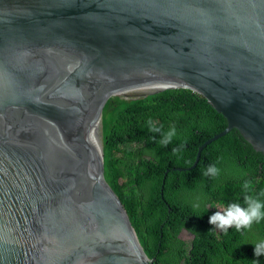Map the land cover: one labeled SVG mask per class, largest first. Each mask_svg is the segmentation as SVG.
Here are the masks:
<instances>
[{
	"label": "water",
	"instance_id": "water-1",
	"mask_svg": "<svg viewBox=\"0 0 264 264\" xmlns=\"http://www.w3.org/2000/svg\"><path fill=\"white\" fill-rule=\"evenodd\" d=\"M168 87L225 117L171 169L231 127L264 153V0H0V264H154L101 145Z\"/></svg>",
	"mask_w": 264,
	"mask_h": 264
},
{
	"label": "trees",
	"instance_id": "trees-1",
	"mask_svg": "<svg viewBox=\"0 0 264 264\" xmlns=\"http://www.w3.org/2000/svg\"><path fill=\"white\" fill-rule=\"evenodd\" d=\"M149 121L163 125L165 132L174 127L171 143L160 146L161 134L149 131ZM224 122L201 94L168 87L131 98L101 145L103 177L154 264H264V255H254V245L264 240V219L239 231L208 223L218 208L230 203L246 206L242 185L247 180L253 181V194L264 202V153L231 127L200 149L193 167L170 168L191 164L197 145L221 130ZM181 144L183 149L173 155L172 149ZM213 164L219 175L205 176ZM181 230L191 234L188 242L179 236Z\"/></svg>",
	"mask_w": 264,
	"mask_h": 264
},
{
	"label": "clouds",
	"instance_id": "clouds-1",
	"mask_svg": "<svg viewBox=\"0 0 264 264\" xmlns=\"http://www.w3.org/2000/svg\"><path fill=\"white\" fill-rule=\"evenodd\" d=\"M178 114L182 115V113ZM149 131L161 134V139L157 142L160 146H167L176 135L174 127L165 132L163 131V125L157 127L154 126L151 121H149ZM182 149L183 144L173 148V155L178 154ZM203 174L215 178L219 175V169L214 164L209 165ZM242 192L245 193L243 201L246 206L242 207L239 203H230L226 207H223L222 211L214 212L209 217L208 223L224 231L230 227H235L236 230L239 231L242 228H251L254 222L259 223L264 219V211H262V209H264V202H261V200L253 194V181H245L242 185ZM261 195H264V193ZM254 255L257 257L264 255V240L254 245Z\"/></svg>",
	"mask_w": 264,
	"mask_h": 264
},
{
	"label": "rangeland",
	"instance_id": "rangeland-1",
	"mask_svg": "<svg viewBox=\"0 0 264 264\" xmlns=\"http://www.w3.org/2000/svg\"><path fill=\"white\" fill-rule=\"evenodd\" d=\"M141 93H143V92H141ZM139 94H140V93H139ZM217 211H222V209L218 208ZM179 236H180L181 238H183L186 242H188L189 239H190L191 234H190L189 232L185 231V230H181V231L179 232ZM260 241H261V240H259V242H260Z\"/></svg>",
	"mask_w": 264,
	"mask_h": 264
},
{
	"label": "bare ground",
	"instance_id": "bare-ground-1",
	"mask_svg": "<svg viewBox=\"0 0 264 264\" xmlns=\"http://www.w3.org/2000/svg\"><path fill=\"white\" fill-rule=\"evenodd\" d=\"M170 84H173V83H170ZM162 85H165V84H162V83H156L150 87H148L147 89H145L144 91L142 92H146V91H149V90H152V89H155V88H158V87H161Z\"/></svg>",
	"mask_w": 264,
	"mask_h": 264
}]
</instances>
